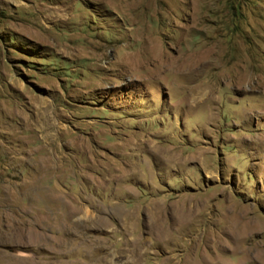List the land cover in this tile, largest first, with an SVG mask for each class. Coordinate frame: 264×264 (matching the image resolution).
Masks as SVG:
<instances>
[{
    "label": "rangeland",
    "instance_id": "1",
    "mask_svg": "<svg viewBox=\"0 0 264 264\" xmlns=\"http://www.w3.org/2000/svg\"><path fill=\"white\" fill-rule=\"evenodd\" d=\"M0 264H264V0H0Z\"/></svg>",
    "mask_w": 264,
    "mask_h": 264
}]
</instances>
